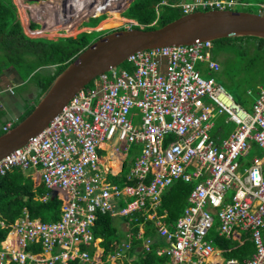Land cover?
Returning a JSON list of instances; mask_svg holds the SVG:
<instances>
[{
  "label": "built area",
  "instance_id": "2783aa9c",
  "mask_svg": "<svg viewBox=\"0 0 264 264\" xmlns=\"http://www.w3.org/2000/svg\"><path fill=\"white\" fill-rule=\"evenodd\" d=\"M237 1L184 0L180 6L187 14L231 9ZM123 22L144 28L135 19ZM212 48L206 40L132 54L126 60L132 71L117 67L95 77L40 133L0 160V176L15 168L39 169L41 182L63 200L58 220L24 208L9 224L0 214V228L10 227L0 237V264L101 263L89 250L97 251L102 241L94 233L100 212L132 222L141 219L137 213L145 218L136 235L128 229L111 255L114 261L130 258L133 237L151 251L154 238L145 228L153 220L165 239L157 253L168 256L167 264H264V157L254 156L247 166L240 162L252 143L264 150V87L249 112L213 75L220 63ZM218 117L233 125L227 137L211 134ZM13 125L8 122L4 130ZM131 144L138 152L128 181L116 183L110 175L121 174ZM180 180L195 186L170 227L158 209L166 189ZM216 223L218 236L240 242L239 230L250 232L254 253L243 260L223 256L209 236Z\"/></svg>",
  "mask_w": 264,
  "mask_h": 264
},
{
  "label": "trees",
  "instance_id": "16d2710c",
  "mask_svg": "<svg viewBox=\"0 0 264 264\" xmlns=\"http://www.w3.org/2000/svg\"><path fill=\"white\" fill-rule=\"evenodd\" d=\"M127 1L128 0L123 2V7ZM239 1L243 2L246 0ZM181 2L182 0H134L128 9L124 11L125 14H122V16L137 20L140 24L144 25L145 29L157 28V26H163L184 15L180 6ZM116 6L120 5L117 3L115 6L106 7L105 10L113 9ZM87 9L89 15L97 17L98 14H102V11L96 7H89ZM120 10L121 9L118 8L113 12H107L112 13V16H117L115 14L121 16ZM73 15L75 16V14L69 15L72 20L65 22V27L67 29L74 27L76 24V20H74L76 16L74 17ZM67 18L68 17H63L61 21H65ZM116 20L121 21L119 19ZM155 20H157L156 24L150 25ZM37 26H39L38 23H31L32 28ZM135 27L140 28V26ZM89 33L85 31L79 33L75 37H59L55 40L46 37L32 38L23 27L18 15V7L14 0H0V73L7 68L14 67L21 76L26 73L28 75L32 74V77H35L39 74V71L45 69V67H54L53 71L49 72L48 70L49 73L47 75L37 79L40 93L43 95L56 76L90 44L92 39L89 38ZM213 42L212 53L215 55H218L215 50L216 46L222 50V48L227 49L235 44L244 45L239 51L241 56L247 54L246 49H256L258 55H260L259 51L264 50V39L255 36L222 38ZM248 45H251V47H248ZM257 58V56L254 59L251 58L250 64H253ZM32 59H34V61ZM123 64H125L126 67L122 69L130 71L134 69V65L129 61H125ZM226 72L232 78L231 80L235 79L233 72H231L229 68H223L222 64V71L219 74H224ZM246 86V92L250 90L251 93H255L256 95L260 87H262L258 86L255 89L251 88L248 84H246ZM236 97L239 103L246 105L238 95H236ZM33 108L34 106L28 108L19 120L26 117ZM224 124L228 125V123L223 122V127ZM229 128L232 129L233 126ZM4 132L3 130L2 133ZM242 158L243 157L240 158L241 165L247 166L248 164H244ZM127 174L122 171L119 176L110 175V177L114 182L124 184L128 181ZM194 186V183L180 180L174 182L164 192L158 213L163 216V220L168 226L172 227L183 214L184 209L188 205V196ZM50 191L51 189L44 183H41L36 189L34 183L30 181L29 178L25 177L24 171L20 168H15L12 172L0 176V214L9 224L23 214L24 208H27L32 216L40 217L43 220H46V218H49L48 220H58L62 213L63 200L60 199L58 195L52 197ZM45 195H49L48 198L46 200L41 199V197ZM121 204L123 205V201ZM135 216L141 219L132 222L129 216L121 218L109 212H100L94 226V233L96 237L102 238L99 245L103 248L104 255L101 257V263L94 264H112L111 255L118 248V245L126 238L125 233L128 229L127 222L132 232L136 235L140 228L139 222L145 219L140 213H137ZM9 229L10 227L1 229L0 237H4ZM145 233L146 236H155V243L152 245L151 251L146 252L142 247V239L133 237V246L129 251V257L132 258L135 255L137 257L132 263L167 264L169 262L168 256L159 255L157 253L158 245L163 244V242L158 238L154 221L148 220L146 222ZM242 236L243 242L225 236H218L215 244L223 249V254L226 258L236 257L243 260L254 253L255 245L250 232ZM232 243H234V245H229ZM40 248L38 247L37 249L39 250ZM95 251L96 248H90V255L92 257L95 255ZM74 264L80 263L76 262Z\"/></svg>",
  "mask_w": 264,
  "mask_h": 264
},
{
  "label": "water",
  "instance_id": "95a60500",
  "mask_svg": "<svg viewBox=\"0 0 264 264\" xmlns=\"http://www.w3.org/2000/svg\"><path fill=\"white\" fill-rule=\"evenodd\" d=\"M241 36L264 39V12L199 10L184 14L157 28L124 27L102 35L56 76L26 117L0 134V160L40 133L69 100L95 77L119 67L132 54L156 47ZM50 193L52 197L58 195L55 189Z\"/></svg>",
  "mask_w": 264,
  "mask_h": 264
},
{
  "label": "rangeland",
  "instance_id": "374dc122",
  "mask_svg": "<svg viewBox=\"0 0 264 264\" xmlns=\"http://www.w3.org/2000/svg\"><path fill=\"white\" fill-rule=\"evenodd\" d=\"M121 1L39 0L37 2H34L27 0H14L18 7L19 18L23 24L25 31L27 32V34H29L30 37H46L48 39L55 40L59 37H75L81 32L86 31L89 33L91 31L89 33V38L92 39L90 44L102 35L115 29L124 27L123 25H121L122 22L125 21V19L127 20L129 18L123 17L122 14H125L124 11L128 9L130 4L134 0H128L124 7L122 6V4L126 0ZM183 1L184 0H182V2ZM238 1L234 6H232L231 9L238 11H251L254 13L264 12V0H246L243 2ZM117 3L120 6L105 10L106 7H111L112 5L115 6ZM89 7H96L97 9L102 11V14L97 15V17L99 18L95 17L94 15L88 14L89 11L87 8ZM118 8L121 9V16H119L118 14H115L117 16H112V13L107 12H113ZM70 14H75L76 17L74 15L73 16L75 17L74 20H76V24L74 25V27L67 29L65 27V22L72 20V18L69 16ZM63 17L68 18L65 21H60ZM116 19H119L121 21H118ZM106 21L108 22L106 23ZM32 22L38 23L39 26L32 28ZM40 30L44 31L38 33V31ZM243 47V44H235L227 49H223L221 47V50L218 46H216L215 50L218 55H215L213 53V57L219 61L220 69L217 72H214L213 75L219 83L223 84L226 87V89L234 96L235 99L237 98L236 95H238V97L246 103V105H242L241 103L240 104L244 106L249 112L253 113V103L257 95L255 93H251L250 90L246 92V84L255 89L258 86L264 87V50L259 51L260 55H258V51H256V49H246L247 54L241 56V54H239V51ZM248 47H251V45H248ZM256 56L258 57L256 61L253 64H250L251 58L254 59ZM34 59L32 60L34 61ZM221 63L223 64V68H229L230 71L233 72L235 78L234 80H231L232 78L230 77V75H228L227 72L224 74H219L222 71ZM125 67V64H121L119 65L118 69L122 70V68ZM53 69L54 67H45V69L40 70L39 74H37V76L35 77H32V74L28 75L24 73V75L22 76L24 82L22 83V85H16L15 87H13V91L11 90V87H6L5 84L0 81V87L3 86L5 90L9 91H5V93L0 92V134H2L3 131L2 125L7 119H11L14 124H17L19 121H21L19 119L22 118V115L25 114L27 109L33 106L35 107V105L40 101L43 95L40 93L37 79L44 77L49 72L53 71ZM203 76L207 77L210 76V74L204 73ZM236 101L238 102L237 99ZM15 114L19 115L18 119H16L17 117L13 116ZM219 124H222V122L220 121ZM231 126L233 125H226L225 127L229 128ZM134 147L135 144L130 145V151L126 157L127 163L126 167L123 170V173H129V166L130 164H133L132 160L134 159L135 154L138 152L137 148L136 152L133 151ZM103 153L106 156L109 155L108 151H104ZM255 155L264 157V151L258 145L253 144L251 156ZM115 171H118V169H116ZM48 219L49 218H46V220ZM219 231V224L216 223L215 226L211 229L209 236L211 238H217L219 235ZM239 232L243 235L248 231L240 229ZM229 245H234V243ZM215 246L219 248L216 244ZM100 252L101 251H99L98 256L100 255ZM223 256L225 255L223 254ZM135 257L137 256L135 255ZM135 257L128 259H118L115 261L111 259V263L133 264L132 262L134 261Z\"/></svg>",
  "mask_w": 264,
  "mask_h": 264
},
{
  "label": "crops",
  "instance_id": "0c3cea01",
  "mask_svg": "<svg viewBox=\"0 0 264 264\" xmlns=\"http://www.w3.org/2000/svg\"><path fill=\"white\" fill-rule=\"evenodd\" d=\"M111 21V20H110ZM106 22H108V21H106ZM0 81L2 82V83H4L5 84V86L6 87H11V88H13V87H15L16 85H22V83L24 82L23 81V79H22V76H21V74L14 68V67H10V68H7V69H5L2 73H0ZM5 91L6 92H9V91H7V90H5V88H3V86L2 87H0V92H2V93H5ZM2 96H5V95H2ZM7 96H9V95H7ZM0 100H1V97H0ZM14 117H17L16 119H18V117H19V115H17V114H15V115H13ZM11 121V119H7L4 123H3V125H2V130H4V126L8 123V122H10ZM222 122V124H219V122ZM223 122H224V118L223 117H218V119H217V122H216V126L213 128V130H212V136L213 137H215V136H217V137H227V135H228V133L231 131V129L230 128H226L225 126H226V124H224V127H223ZM225 123V122H224ZM230 123H228V125H229ZM218 126V127H217ZM216 127H217V129H216ZM5 131V130H4ZM253 144H256V145H258L257 143H252V147H251V149L249 150V152L242 158V161H243V163L244 164H248V163H250V161H251V159L254 157V156H251V150H252V148H253ZM259 146V145H258ZM260 147V146H259ZM261 148V147H260ZM262 149V148H261ZM264 151V150H263ZM255 156H258V155H255ZM258 157H260V156H258ZM126 165V164H125ZM129 166V165H128ZM125 168V167H124ZM24 171V175H25V177L26 178H29L30 179V181H32L33 183H34V185H35V188L37 189V187L42 183L41 182V177H40V170L39 169H27V170H23ZM25 172H27V173H25ZM41 182V183H40ZM118 217H120V216H118ZM121 218H123V217H121ZM153 221V220H152ZM155 223V222H154ZM127 225H128V229H130V226H129V223L127 222ZM156 225V224H155ZM157 228V227H156ZM128 229H127V231H128ZM127 231H126V233H127ZM125 233V234H126ZM157 235H158V238H159V240L160 241H162L163 243H165V239L163 238V237H160V235H159V233H158V230H157ZM148 236H152L153 238H154V242H153V244L155 243V236H153V235H148ZM152 244V245H153ZM162 244H159L158 246H161ZM90 250V249H89ZM102 248L100 247V245H98V248H97V251H96V253H95V255H94V260L96 261V262H98V261H100L101 260V262H102V258L100 257V256H98V254H99V251H101L102 252ZM101 252H100V254H101ZM103 253V252H102ZM93 262V260H91L90 262H88V264H94V262ZM87 264V263H86ZM112 264H115V263H113L112 262Z\"/></svg>",
  "mask_w": 264,
  "mask_h": 264
},
{
  "label": "bare ground",
  "instance_id": "6f19581e",
  "mask_svg": "<svg viewBox=\"0 0 264 264\" xmlns=\"http://www.w3.org/2000/svg\"><path fill=\"white\" fill-rule=\"evenodd\" d=\"M60 21H61V20H60ZM43 31H44V30H40V31H38V33L43 32ZM111 165H113V166L115 167V169H118V168H117V163H116V162H112Z\"/></svg>",
  "mask_w": 264,
  "mask_h": 264
}]
</instances>
